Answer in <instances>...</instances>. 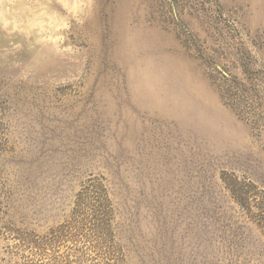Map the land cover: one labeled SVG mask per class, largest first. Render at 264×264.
Masks as SVG:
<instances>
[{
  "label": "rangeland",
  "instance_id": "1",
  "mask_svg": "<svg viewBox=\"0 0 264 264\" xmlns=\"http://www.w3.org/2000/svg\"><path fill=\"white\" fill-rule=\"evenodd\" d=\"M0 264H264V0H0Z\"/></svg>",
  "mask_w": 264,
  "mask_h": 264
}]
</instances>
